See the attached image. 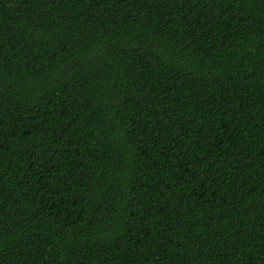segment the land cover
Segmentation results:
<instances>
[{
    "label": "trees",
    "instance_id": "obj_1",
    "mask_svg": "<svg viewBox=\"0 0 264 264\" xmlns=\"http://www.w3.org/2000/svg\"><path fill=\"white\" fill-rule=\"evenodd\" d=\"M0 264H264V0H0Z\"/></svg>",
    "mask_w": 264,
    "mask_h": 264
}]
</instances>
